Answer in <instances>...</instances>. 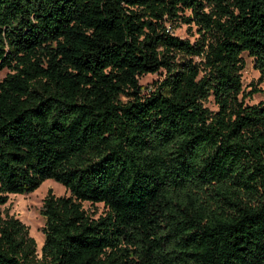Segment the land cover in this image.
Wrapping results in <instances>:
<instances>
[{"label":"trees","instance_id":"16d2710c","mask_svg":"<svg viewBox=\"0 0 264 264\" xmlns=\"http://www.w3.org/2000/svg\"><path fill=\"white\" fill-rule=\"evenodd\" d=\"M243 53L264 84V0H0V207L66 193L42 200L38 255L0 210V264H264Z\"/></svg>","mask_w":264,"mask_h":264},{"label":"rangeland","instance_id":"374dc122","mask_svg":"<svg viewBox=\"0 0 264 264\" xmlns=\"http://www.w3.org/2000/svg\"><path fill=\"white\" fill-rule=\"evenodd\" d=\"M173 35L186 39L192 42L193 38L190 37L183 26L175 29ZM243 62V68L240 71L241 88L243 93L247 94L252 89L259 90V92L250 95L244 99L247 105H254L262 100L264 84L258 83V74L252 68L251 59L246 56L245 53L240 55ZM7 74L6 70L0 72V80ZM163 73L145 75L138 79V84L144 88L145 92L152 90V84L155 81L161 80ZM210 109H213L211 105H208ZM47 192H50L55 197L66 195L64 189L54 183L51 180H46L33 192L24 195H8L6 203L0 207L3 215L11 216L17 219L22 225L27 228L29 237L35 243L36 254H39V248L43 241L41 228L43 226V220L39 215L41 209V203ZM82 209L88 214L96 218L99 215H103L105 209L101 204L89 205L88 203L81 204Z\"/></svg>","mask_w":264,"mask_h":264}]
</instances>
